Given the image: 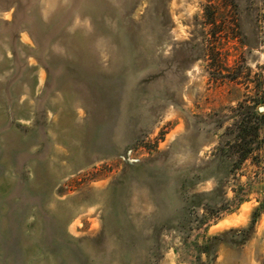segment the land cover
<instances>
[{"label": "rangeland", "instance_id": "1", "mask_svg": "<svg viewBox=\"0 0 264 264\" xmlns=\"http://www.w3.org/2000/svg\"><path fill=\"white\" fill-rule=\"evenodd\" d=\"M261 107L264 0H0V264H264Z\"/></svg>", "mask_w": 264, "mask_h": 264}, {"label": "trees", "instance_id": "2", "mask_svg": "<svg viewBox=\"0 0 264 264\" xmlns=\"http://www.w3.org/2000/svg\"><path fill=\"white\" fill-rule=\"evenodd\" d=\"M257 118L261 119L262 122L255 123L252 127L249 128V131L240 130V132L236 135V139L233 144L234 153L238 156L237 165H241L245 162L249 155L253 153V151L257 150V142L261 138V128L264 126V115H262L261 111L255 115ZM264 209V201L262 205L254 212L252 216V224L246 230H231L235 232H250L254 228V224L256 223L258 217L261 214V211ZM225 235V234H224ZM217 237H214V239Z\"/></svg>", "mask_w": 264, "mask_h": 264}, {"label": "water", "instance_id": "3", "mask_svg": "<svg viewBox=\"0 0 264 264\" xmlns=\"http://www.w3.org/2000/svg\"><path fill=\"white\" fill-rule=\"evenodd\" d=\"M260 111H264V107H261V108H260Z\"/></svg>", "mask_w": 264, "mask_h": 264}]
</instances>
